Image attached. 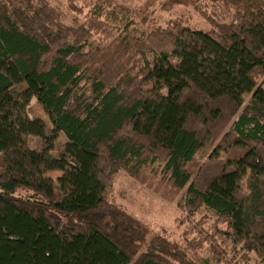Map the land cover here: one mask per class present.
Segmentation results:
<instances>
[{
  "label": "trees",
  "instance_id": "obj_1",
  "mask_svg": "<svg viewBox=\"0 0 264 264\" xmlns=\"http://www.w3.org/2000/svg\"><path fill=\"white\" fill-rule=\"evenodd\" d=\"M230 9L165 21L136 42L154 54L136 68L119 44L83 48L90 32L48 3L30 14L0 0V264H200L109 200L114 174L146 183L156 161L173 195L187 187L184 208L213 211L228 224L223 242L264 264V4ZM33 99L49 132L28 114Z\"/></svg>",
  "mask_w": 264,
  "mask_h": 264
},
{
  "label": "rangeland",
  "instance_id": "obj_2",
  "mask_svg": "<svg viewBox=\"0 0 264 264\" xmlns=\"http://www.w3.org/2000/svg\"><path fill=\"white\" fill-rule=\"evenodd\" d=\"M22 5L30 11L42 12L43 3L50 4L59 13L64 25L74 27L79 34L87 37L82 47L88 49L90 44L109 45L119 44L128 59V66L133 64L140 67L150 61L152 51L139 47L141 40H146L150 32L165 28L164 22L175 20L176 24L192 26L205 24L206 15L212 13L220 21L223 17L232 18L230 8L238 9L240 5L252 2L264 4V0H9ZM216 20L214 17L208 21ZM178 21V22H177ZM180 22V23H179ZM131 43L128 46L127 43ZM144 58V61L142 60ZM261 84L263 77L257 78ZM250 96L247 97V102ZM30 117H40L47 124L48 132L51 124L36 99L28 106ZM31 147L40 148L41 139L30 137ZM66 142L61 134L55 141L52 154L57 156L60 147ZM211 152L204 151L197 157L195 171H199L207 163ZM222 157H225L222 155ZM164 161H156L146 167L143 172L147 177L146 183L121 170L112 176V191L109 200L128 214L136 217L149 229V235H161L186 248L191 256L200 264H258L260 259L252 252H244L240 247L235 248L225 239L221 232L228 229L227 222L217 219V215L207 209H199L191 214L182 203L186 197L187 187L179 194H172L170 186L166 185L164 177ZM199 173L192 175L195 178ZM53 179L63 175L62 171L48 173ZM243 192L249 193L248 176L243 179ZM189 230L190 232H188ZM219 230V231H218ZM189 236L188 240L185 239ZM191 241L197 243L195 254L189 248ZM194 243V244H195ZM221 244L222 249L217 246ZM217 249L219 254L213 251Z\"/></svg>",
  "mask_w": 264,
  "mask_h": 264
}]
</instances>
